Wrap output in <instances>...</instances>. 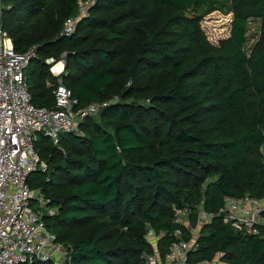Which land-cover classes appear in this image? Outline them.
Here are the masks:
<instances>
[{"label":"trees","instance_id":"16d2710c","mask_svg":"<svg viewBox=\"0 0 264 264\" xmlns=\"http://www.w3.org/2000/svg\"><path fill=\"white\" fill-rule=\"evenodd\" d=\"M79 1L0 0L14 51L37 47L25 71L34 106L55 105L43 58L62 49V83L79 106L120 97L82 121L83 135L35 143L48 171L28 183L57 209L43 220L71 263L144 264L154 252L163 263L176 230L192 236L175 211L187 209L195 228L201 206L214 218L187 264H264V226L237 230L219 215L226 198L264 201V0H98L62 36ZM213 12L231 15L217 45L200 27ZM252 20L260 32L246 50Z\"/></svg>","mask_w":264,"mask_h":264},{"label":"built area","instance_id":"2783aa9c","mask_svg":"<svg viewBox=\"0 0 264 264\" xmlns=\"http://www.w3.org/2000/svg\"><path fill=\"white\" fill-rule=\"evenodd\" d=\"M87 1H79L76 15L65 20L62 36L74 34L78 22L87 13L89 5L84 6ZM36 54V46L25 53L15 52L0 24V264H72L70 246L60 243L43 220L57 209L50 207L49 199L28 183L31 174L48 171L47 163L35 151V143L40 134L54 144L63 133L83 135L82 121L117 103L110 100L79 106L62 83L64 73L50 70L57 78L56 84H50L55 105L50 109L34 106L25 71ZM263 210L264 205L255 199L226 198L219 215L237 230L255 233L257 226H264ZM182 212L189 214L187 209L175 211L177 222ZM203 214L210 220L214 218L212 214ZM174 235L179 239L169 246L163 263L154 252L143 255L144 264H187L196 240L192 236L189 240L181 239L180 230ZM154 236L149 230L147 237Z\"/></svg>","mask_w":264,"mask_h":264},{"label":"rangeland","instance_id":"374dc122","mask_svg":"<svg viewBox=\"0 0 264 264\" xmlns=\"http://www.w3.org/2000/svg\"><path fill=\"white\" fill-rule=\"evenodd\" d=\"M98 0H88L84 6L87 7V13L85 16H87L90 7H92ZM230 22H231V15H224L221 14L219 12H213L207 16L204 17V19L201 21L200 23V27L203 30L204 34L206 35L207 39L214 45H217L218 41L221 39H225L228 37L229 35V29H230ZM77 29V27H76ZM75 29V31H76ZM260 32V22L258 20H252L249 23V27H248V33H247V44L245 45V49L249 50L252 45L255 43L256 39L258 38ZM37 55V54H36ZM53 57L50 58H43L44 64L46 66H48L49 69V74L52 75V72H59L60 74L64 73V67L65 64L64 62L66 61V49H62L61 53L59 54V56L55 57L54 55H52ZM43 56H39L40 59H42ZM38 58V55H37ZM60 64V70L59 71H54V68L56 65ZM46 87L50 86L49 81H46L45 83ZM110 100H117V102H119L120 97L118 95H114L112 98L104 101V102H108ZM97 116V115H96ZM96 116H93L91 118H95ZM261 203H263L264 201H260ZM32 207L36 208L37 205H32ZM45 211V210H43ZM197 213H198V219H197V224L195 228H191L190 225V216L189 214H185V213H179V218L177 219L178 222L182 223L185 227H187L192 235L193 240L196 239V237L200 234V228L203 224L210 222L211 220L209 218H207L202 211L201 206L197 207ZM247 232H249L247 230ZM150 239V245L152 246L153 249H156V244L158 241V238L156 236H154L153 238H149ZM218 259V258H217ZM217 259L213 260L212 262L209 263H201V264H223L220 263Z\"/></svg>","mask_w":264,"mask_h":264},{"label":"bare ground","instance_id":"6f19581e","mask_svg":"<svg viewBox=\"0 0 264 264\" xmlns=\"http://www.w3.org/2000/svg\"><path fill=\"white\" fill-rule=\"evenodd\" d=\"M60 67H61L60 64L56 65L55 68H54V71H59L60 70Z\"/></svg>","mask_w":264,"mask_h":264},{"label":"crops","instance_id":"0c3cea01","mask_svg":"<svg viewBox=\"0 0 264 264\" xmlns=\"http://www.w3.org/2000/svg\"><path fill=\"white\" fill-rule=\"evenodd\" d=\"M50 83V82H49ZM50 87V86H49ZM49 87H47V88H49ZM263 205H264V202L262 203ZM187 228V227H186ZM188 229V228H187ZM189 230V229H188ZM189 232H190V230H189ZM191 233V232H190Z\"/></svg>","mask_w":264,"mask_h":264}]
</instances>
